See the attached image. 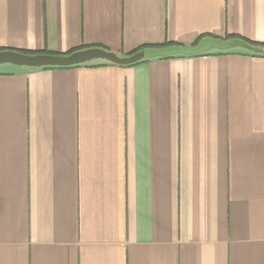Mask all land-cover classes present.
<instances>
[{"label": "crops", "instance_id": "crops-1", "mask_svg": "<svg viewBox=\"0 0 264 264\" xmlns=\"http://www.w3.org/2000/svg\"><path fill=\"white\" fill-rule=\"evenodd\" d=\"M201 35L264 0H0V51ZM0 264H264V55L0 65Z\"/></svg>", "mask_w": 264, "mask_h": 264}, {"label": "water", "instance_id": "water-1", "mask_svg": "<svg viewBox=\"0 0 264 264\" xmlns=\"http://www.w3.org/2000/svg\"><path fill=\"white\" fill-rule=\"evenodd\" d=\"M235 48L246 49L254 53H264V49L250 45L240 38L223 41L214 37H206L197 45H171L160 48H147L131 55L120 56L114 51L93 47L75 51L66 55L37 54L28 55L12 50L0 51V65L11 64L21 67H69L93 61H107L115 65L128 66L144 59H155L177 55L196 56L212 50L227 51Z\"/></svg>", "mask_w": 264, "mask_h": 264}, {"label": "trees", "instance_id": "trees-1", "mask_svg": "<svg viewBox=\"0 0 264 264\" xmlns=\"http://www.w3.org/2000/svg\"><path fill=\"white\" fill-rule=\"evenodd\" d=\"M206 37H213V36L201 35L200 37L197 38V40L195 41V43L193 45H197L202 39H204ZM214 38H217V39H220V40H223V41H227V40L235 39L236 37L232 36V35H227L224 38H219V37H214ZM244 40L247 41L250 45H253L255 47L264 49V43H257V42H253V41L246 40V39H244ZM175 44L180 45V44L175 43V42H166V43H164L162 45L141 46V47H138L137 49H135V50H133V51H131L129 53L120 54V56L131 55V54H134V53H136L138 51H141V50H144V49H147V48H160V47H166V46H171V45H175ZM86 48H88V47H81L80 49H73V50H70V51L66 52L65 54H71V53H73V52H75L77 50L86 49ZM102 48H104V47H102ZM104 49H106V48H104ZM106 50H109V49H106ZM18 52L25 53V54L49 53V52H46V51H44V52L18 51ZM229 54H244V55H252V56H262V55H264V53H254V52L248 51L246 49L235 48V49H231V50H227V51L212 50V51H209L207 53H203V54L196 55V56H202V55H210V56L211 55H229ZM178 57H194V56L177 55V56L155 58V59H144V60H141V61H139V62H137L135 64L128 65V66L115 65V64L107 62V61H93V62L85 63V64H82V65L69 66V67H66V68L80 67V66L97 67V66H108V65H110V66H120V67H133V66H137V65H140V64L151 62L152 60H156V59L167 60V59L178 58ZM42 68L51 69V68H61V67H42Z\"/></svg>", "mask_w": 264, "mask_h": 264}]
</instances>
